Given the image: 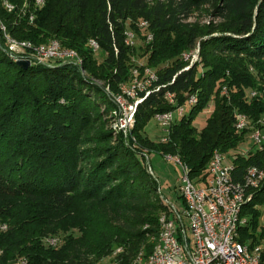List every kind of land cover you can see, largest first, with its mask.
<instances>
[{"label": "trees", "instance_id": "16d2710c", "mask_svg": "<svg viewBox=\"0 0 264 264\" xmlns=\"http://www.w3.org/2000/svg\"><path fill=\"white\" fill-rule=\"evenodd\" d=\"M7 1L13 7L7 11L0 0V21L13 38L33 45L57 40L74 50L82 65L51 60L23 68L7 54L0 35V264H93L113 250L115 264L145 259L158 240L159 217H169V205L158 198V183L146 171L140 145L176 156L198 183L213 150L223 155L246 132L264 130L259 122L264 116V0H215L214 15L221 22L202 28L181 20L209 0H43L41 7L30 0L25 10L23 0ZM134 17L148 23L147 28L140 26L142 20L137 25L149 50L139 63L134 44L124 43L125 20ZM148 33L152 37L146 41ZM91 39L104 54L99 61L87 44ZM196 41L200 61L206 54L219 58L199 70L195 65L180 70L178 52ZM152 61L157 68L149 65ZM133 66L139 74L145 67L154 71L164 87L136 107L131 135L139 145L122 137L110 143L109 131L100 128L103 122L95 124L99 106L115 109L104 87L121 94L118 84L130 79ZM223 86L226 95L219 93ZM165 91L174 93L176 104L193 94L197 101L172 121L165 142L152 144L141 129L155 112L174 108L163 98ZM212 91V111L195 130L191 119ZM235 111L249 120L242 130L234 128ZM228 162L236 177L248 165L264 168V140L260 148L252 143L236 151ZM251 194L241 206L246 223L238 232L240 241L255 245L264 233L254 234L260 215L254 206L264 203V184ZM47 237H56L54 245ZM260 260L264 264V246Z\"/></svg>", "mask_w": 264, "mask_h": 264}, {"label": "built area", "instance_id": "2783aa9c", "mask_svg": "<svg viewBox=\"0 0 264 264\" xmlns=\"http://www.w3.org/2000/svg\"><path fill=\"white\" fill-rule=\"evenodd\" d=\"M38 1V0H34ZM43 3H41V6ZM12 4L6 3L7 10L12 9ZM29 21V15H28ZM30 22V21H29ZM0 35L4 46L18 60H28L29 63L50 62L73 63L65 52L52 47L50 50H37L31 46L12 45L9 39L3 35L0 28ZM152 36L145 38L149 41ZM94 49L97 48L96 42ZM124 43L128 46V34L124 31ZM180 60L187 62L180 70H186L192 63L196 62V54L181 56ZM131 77L127 82H121L118 86L127 89V97H119L114 92L105 89L118 111V120L121 125L125 140L133 145L130 136L129 115H134L137 105L151 93H156L164 84L157 83V75L149 68H143L139 74L138 68L133 66L130 69ZM172 76L170 82L173 80ZM222 90L225 87H221ZM253 95V93H251ZM163 98L168 104L174 105L172 110L155 112L153 118L161 126L163 134L161 140L165 141V129L167 124L172 122L175 111L180 116L183 111L182 104L175 103L173 92L165 91ZM189 100H184L187 103ZM234 128L245 119V114L235 111ZM254 146L260 148L264 136L259 131L258 135H250ZM170 164L177 166V160H172L168 155L162 156ZM264 184V168L256 165H248L244 168L239 177L234 174L233 165L219 156L216 150L211 152L207 162L204 177L196 183L190 178L188 169L179 170L178 195L182 205L180 209L169 205V222L167 225L166 238L162 240L160 249L159 264H254V262L243 263L238 258V250L234 248L231 240V231L234 227L231 222L232 207L244 195L251 190H256ZM184 199H191V207H184ZM190 231V239L186 236V227ZM242 225V223H241ZM198 230H206V238H198ZM264 246V243L261 244Z\"/></svg>", "mask_w": 264, "mask_h": 264}, {"label": "rangeland", "instance_id": "374dc122", "mask_svg": "<svg viewBox=\"0 0 264 264\" xmlns=\"http://www.w3.org/2000/svg\"><path fill=\"white\" fill-rule=\"evenodd\" d=\"M2 3L4 4V6L6 7V3L7 4H11L9 3L7 0V2L5 0H1ZM30 0H23L20 8L25 10L28 7ZM35 2V4H34ZM33 6L35 5L36 7H41V3H43V0H39V1H32ZM1 4V2H0ZM218 4L217 1L215 0H209L205 3L200 4L197 7H193L188 15V17L185 20H181L182 24H190L194 27L197 28H202L205 25H209V24H219L221 22L220 17H217L216 15H214V7ZM7 10V9H6ZM10 11V10H7ZM30 17L33 18V14H30ZM140 20H144V19H140ZM139 18L138 17H134L132 20L131 19H126L125 20V30L124 31H131L133 33V44H134V52H135V56H134V61L135 62H143L145 55H147L149 50H146V47L144 45V43L141 41L140 36L144 33L142 29H137V25L139 24ZM31 21V18H30ZM1 22V21H0ZM1 24L3 25V23L1 22ZM129 24H131V28H129ZM4 26V25H3ZM5 27V26H4ZM139 27V26H138ZM6 30V28H5ZM4 34H6L4 32ZM150 34V33H149ZM148 35V34H147ZM146 35V36H147ZM215 35V34H213ZM199 39H203V37H199ZM20 40H25V39H20ZM53 40V39H51ZM49 40V41H51ZM49 41L42 43V44H46ZM144 41V39H143ZM145 42V41H144ZM89 44V41L88 43ZM132 44V45H133ZM38 45V44H36ZM198 45L199 47V42L196 41L193 47H196ZM89 46H91L89 44ZM192 47V48H193ZM192 48L189 49H185V50H180L178 52L179 54V59H180V55L182 52L185 51H189ZM92 52H93V56L99 61L103 58L104 54L102 52H100L98 50V48H91ZM205 50V49H204ZM190 52V51H189ZM187 53V52H186ZM218 57H213L210 56L209 54H206L204 57L201 56V60L200 61V56H199V51H198V61H196L195 63H192L189 67L195 65L196 66V70L201 69L203 66V64H207L206 62H208L211 59H215V58H219V55H217ZM221 58V57H220ZM213 59V60H214ZM181 62H183L182 60H180ZM134 62V63H135ZM187 62H183V65L186 64ZM150 66L157 68L158 65H156L155 61H152L151 63H149ZM82 73H84V71L81 69ZM96 82V80H94ZM105 89V87H104ZM216 90V87H214L213 91ZM248 90V89H246ZM106 91V90H105ZM210 94L209 96V100L206 104H204L192 117L191 119V125L192 127H194L195 130H199L203 127L205 120L207 119V117L210 115L212 108H213V99L215 97V94L213 93ZM221 91V88L219 90V93ZM182 107H183V114H187L189 109H190V105H188L187 103H182ZM117 110H114L113 108H108L106 106H99L98 109V115L96 116V121L95 124H97L98 122L102 121L103 122V128L105 130H108L110 133V143H113L116 138H120L122 137L123 140H125L124 134H122L121 132H118L116 127H114V116H115V112ZM173 115V119L177 118L176 112L174 111L172 113ZM98 117V118H97ZM253 131L251 132H246V135L244 136V139L241 143L238 144L237 147H235L234 149H231L227 152H225L223 155L225 156V160L229 161L230 160V156L232 154H234L236 151L238 152H244L247 148L250 149L251 148V139H250V135H252ZM141 134L143 136H146L148 138V140L153 144H157L159 142H165L161 140V136L163 134L162 128L161 126H159L157 124V122L155 121V119L153 118V116H150L148 118V120L145 122V124L143 125L142 129H141ZM262 134L264 135V130L262 131ZM133 136V135H132ZM133 138L135 139V137L133 136ZM124 142L127 143V141L125 140ZM144 145H140V150L142 152V156H143V160L145 162L146 165V171L149 173V175L151 177H154L158 183V192L160 193L158 198L159 199H164L167 203H171L175 206V208L180 209L179 207L182 205L181 199L178 196V175H179V168L178 166H176V169H173L172 167L169 166V164H167V162L163 159V155L165 153H159L156 149L159 148H155L153 145H149L146 142H143ZM129 144V143H128ZM135 145H139L135 139L134 141V146ZM86 160V159H85ZM256 209L259 210L260 215L258 217L257 220V227L256 230L254 231L255 236L256 234H258L259 232H264V203L262 204H256L254 206ZM240 217H242L240 215ZM184 221V225L187 228V224L185 219H183ZM1 228H4V226H1ZM264 233L262 234L260 240H258V242L260 244L263 243L262 237H263ZM186 236L188 239H190V231L188 230V228L186 229ZM54 238H50L47 237L46 241L48 242V244L50 245H54L55 243V239ZM149 242L153 241V237H149ZM59 242V241H58ZM57 243V242H56ZM149 250V249H148ZM141 256L140 253H138L136 255L137 256ZM114 257V250L110 251V254L103 256L102 258H100L98 261L94 262L93 264H115V262H112V259ZM135 257V258H136ZM143 257V256H142ZM134 258V259H135ZM147 258V257H146ZM145 259L139 258L136 260V262H134L133 264H146ZM133 261V260H132ZM132 261L130 262V264L132 263Z\"/></svg>", "mask_w": 264, "mask_h": 264}, {"label": "bare ground", "instance_id": "6f19581e", "mask_svg": "<svg viewBox=\"0 0 264 264\" xmlns=\"http://www.w3.org/2000/svg\"><path fill=\"white\" fill-rule=\"evenodd\" d=\"M39 1V0H38ZM30 18L32 20V17L29 16V21ZM4 25V24H3ZM0 22V28L3 31V35L6 36L9 39V42L12 45H25V46H31L34 49L37 50H50L53 46L58 48V50L60 52H65L66 56L68 58H70L75 64H77L78 66L82 65V60L81 58L77 55V53L72 50V49H68V48H63L60 43L57 40H51L50 42H48L45 45H33L31 44L29 41L26 40H17L15 38H13L6 30L5 27L3 26ZM140 26L142 28H147L148 23L145 20H142L140 22ZM4 32L6 34H4ZM125 33L128 34V44L132 45L133 44V33L131 31H125ZM148 36H152L151 34L148 33ZM89 44L91 45V47L94 48V43L92 40H89ZM5 51L7 52V54L14 60V61H18V59L12 55V53L6 48L5 46ZM198 51H199V47L198 45L191 50L190 52H185L182 54V56H189L191 54H196V61H198ZM45 63V62H42ZM41 64V63H38ZM122 92L121 94H118L117 96L119 97H124L127 96V89L126 87L122 86ZM254 93V92H251ZM221 94H225L226 95V90H221ZM115 95V92H114ZM187 100H189L187 102L188 105H193L196 101H197V97L193 94L191 95ZM183 113V111H182ZM114 127H116V129H119L122 131L121 129V125L120 122L118 120V111L115 113L114 116ZM260 124L264 125V116L259 120ZM134 123V115H129V126H130V136L132 138L133 141V145H134V141L135 139L133 138V136L131 135V127L133 126ZM172 122H170L169 124H167V129H165V137L167 138L166 134L168 133V128L170 126ZM249 124V120L247 118V116L245 115V119H243V121H241L238 124V128H236V130H242L245 127H247ZM260 130H254L252 135H258ZM129 143L131 146H133L130 142ZM216 153H219V156H223L221 154V152L216 151ZM167 156V155H166ZM172 160H177V166L179 168V170H187L188 168L182 164L180 162V160L176 157V156H170L168 155ZM260 187V186H259ZM258 187V188H259ZM252 191V190H251ZM251 191L248 193V195H244L241 199H239L236 203H234L233 207H232V214H231V222L232 225L234 226L232 228L231 231V240L233 242V246L234 248H236V250H238V258L239 260H241L243 263H250V262H254V264H261V249L263 248V246H261L260 243L255 244V245H250L248 243L242 242L239 240V232L238 229L240 226L244 225L246 223L245 218H241L240 217V213H241V206L243 205L244 202H246L247 200H249L251 198ZM184 207H191V199H184ZM169 222V217L168 215L161 214V216L159 217V223H160V232H159V236H158V240L155 243V245L153 246V249L151 251V253L147 256L145 262L146 264H159V257H160V249L162 246V240L166 238V231H167V225ZM242 223V225H241ZM198 238H206V230H198ZM263 243H264V236L262 237Z\"/></svg>", "mask_w": 264, "mask_h": 264}, {"label": "water", "instance_id": "95a60500", "mask_svg": "<svg viewBox=\"0 0 264 264\" xmlns=\"http://www.w3.org/2000/svg\"><path fill=\"white\" fill-rule=\"evenodd\" d=\"M16 64H18L19 66L25 68L29 65V62L28 60H18L16 61Z\"/></svg>", "mask_w": 264, "mask_h": 264}, {"label": "crops", "instance_id": "0c3cea01", "mask_svg": "<svg viewBox=\"0 0 264 264\" xmlns=\"http://www.w3.org/2000/svg\"><path fill=\"white\" fill-rule=\"evenodd\" d=\"M167 164H169V166L172 167L173 169H176V166L175 165L170 164V163H167Z\"/></svg>", "mask_w": 264, "mask_h": 264}]
</instances>
